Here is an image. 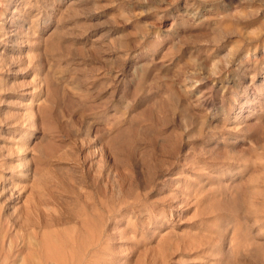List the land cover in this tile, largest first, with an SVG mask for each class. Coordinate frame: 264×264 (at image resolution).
I'll list each match as a JSON object with an SVG mask.
<instances>
[{
	"label": "rangeland",
	"instance_id": "1",
	"mask_svg": "<svg viewBox=\"0 0 264 264\" xmlns=\"http://www.w3.org/2000/svg\"><path fill=\"white\" fill-rule=\"evenodd\" d=\"M0 264H264V0H0Z\"/></svg>",
	"mask_w": 264,
	"mask_h": 264
}]
</instances>
